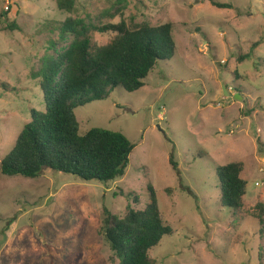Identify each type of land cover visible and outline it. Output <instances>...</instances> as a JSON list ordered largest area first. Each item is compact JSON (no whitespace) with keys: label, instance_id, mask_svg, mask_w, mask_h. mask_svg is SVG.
<instances>
[{"label":"rangeland","instance_id":"374dc122","mask_svg":"<svg viewBox=\"0 0 264 264\" xmlns=\"http://www.w3.org/2000/svg\"><path fill=\"white\" fill-rule=\"evenodd\" d=\"M116 1L78 0L68 13L56 0H17L19 7L0 0V264H119L105 237V209L119 216L129 205L144 209L150 183L173 230L150 250L156 264H264V223L255 216L264 203V0H218L232 8L125 0L101 24L171 22L177 44L139 90L118 87L75 110L82 133L100 127L137 144L125 175L103 183L49 169L34 179L2 174L31 110L46 107L31 71L59 39L57 27ZM114 36L95 31L92 45ZM229 161L244 164L241 210L227 206L219 188L216 167Z\"/></svg>","mask_w":264,"mask_h":264},{"label":"trees","instance_id":"16d2710c","mask_svg":"<svg viewBox=\"0 0 264 264\" xmlns=\"http://www.w3.org/2000/svg\"><path fill=\"white\" fill-rule=\"evenodd\" d=\"M12 1L19 5L17 0ZM56 2L61 11L77 12L78 0ZM211 3L219 8L233 7L218 0ZM126 4L125 0H117L113 7L94 17L69 16L59 24V39L50 43L37 68L31 71V77L45 93L46 107L31 110V121L1 161L3 175L34 179L49 169L103 183L125 175L137 144L120 131L94 127L82 133L75 110L108 98L118 87L129 92L139 90L156 64L170 60L177 50L171 22L158 26L125 20L101 24L102 18L120 14ZM95 31L112 32L115 36L106 45L93 46ZM66 41L64 50H53L55 45L63 46ZM246 56L249 55L241 58ZM170 163L178 169L173 157ZM243 169L241 161L224 162L216 167L225 204L236 210L244 207L247 193V181L241 176ZM148 191L149 202L144 209L129 205L123 216L105 209V237L119 264H156L150 250L163 237L173 234L165 223L152 183ZM255 209L256 218L263 224L264 203L258 202Z\"/></svg>","mask_w":264,"mask_h":264},{"label":"water","instance_id":"95a60500","mask_svg":"<svg viewBox=\"0 0 264 264\" xmlns=\"http://www.w3.org/2000/svg\"><path fill=\"white\" fill-rule=\"evenodd\" d=\"M240 96V94L237 95V97Z\"/></svg>","mask_w":264,"mask_h":264}]
</instances>
